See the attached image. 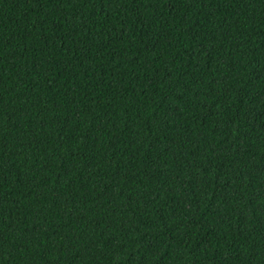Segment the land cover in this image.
<instances>
[{
  "label": "trees",
  "instance_id": "trees-1",
  "mask_svg": "<svg viewBox=\"0 0 264 264\" xmlns=\"http://www.w3.org/2000/svg\"><path fill=\"white\" fill-rule=\"evenodd\" d=\"M0 264H264V0H0Z\"/></svg>",
  "mask_w": 264,
  "mask_h": 264
},
{
  "label": "snow or ice",
  "instance_id": "snow-or-ice-1",
  "mask_svg": "<svg viewBox=\"0 0 264 264\" xmlns=\"http://www.w3.org/2000/svg\"><path fill=\"white\" fill-rule=\"evenodd\" d=\"M41 2H43V0H41Z\"/></svg>",
  "mask_w": 264,
  "mask_h": 264
}]
</instances>
